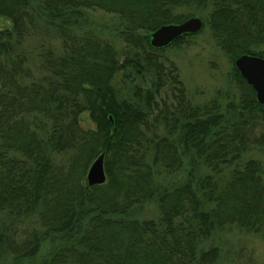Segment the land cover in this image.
<instances>
[{"label": "trees", "instance_id": "trees-1", "mask_svg": "<svg viewBox=\"0 0 264 264\" xmlns=\"http://www.w3.org/2000/svg\"><path fill=\"white\" fill-rule=\"evenodd\" d=\"M193 9L233 65L239 92L224 103L194 104L163 54L203 28L149 43ZM85 10L118 16L121 46L73 32ZM0 19V264L34 256L48 236L69 241L44 264H214L220 249L204 243L215 229L264 239V164L242 161L250 146L264 152V106L234 66L264 58V0H0ZM35 36L58 45L39 43L33 76ZM101 154L106 180L90 186ZM185 157L186 179L157 186ZM150 200L155 217L133 216Z\"/></svg>", "mask_w": 264, "mask_h": 264}, {"label": "rangeland", "instance_id": "rangeland-1", "mask_svg": "<svg viewBox=\"0 0 264 264\" xmlns=\"http://www.w3.org/2000/svg\"><path fill=\"white\" fill-rule=\"evenodd\" d=\"M191 12L197 13L192 16L203 19L202 12L194 9ZM83 14L77 25L73 26V32L96 33L115 46H121L118 31L122 28V21L118 16L101 10H85ZM5 21L0 19V26H6ZM45 25L49 26L47 23ZM43 37L35 36L25 41L28 50L26 66L33 76L38 75L39 72L36 55L39 43L42 40L46 43L51 42ZM52 44L58 45V41L51 42ZM163 54L177 66L180 78L194 104L203 103L213 97H218L224 103L226 99L231 100L238 94L239 88L234 80L231 60L218 48L205 23L198 34L185 43L166 48ZM249 157L259 159L264 164V152L254 145L243 153L242 161ZM190 166L191 159L185 157L179 169L157 175V186L170 187L183 182ZM204 171L205 168L199 167V169L196 168L194 174L199 175ZM138 209L132 208L133 216L155 217L158 213L153 200L145 202L137 214ZM41 231L43 229L39 228V232ZM67 239L63 236L58 239L48 236L42 241L34 256L14 258L7 254V256H2L3 264H44L52 251L65 246L69 241ZM204 244L207 247H219V255L214 264H264V239L258 234L246 232L238 227L215 229Z\"/></svg>", "mask_w": 264, "mask_h": 264}, {"label": "water", "instance_id": "water-1", "mask_svg": "<svg viewBox=\"0 0 264 264\" xmlns=\"http://www.w3.org/2000/svg\"><path fill=\"white\" fill-rule=\"evenodd\" d=\"M203 28V20L198 16H189L182 21L162 24L149 34V43L154 48H166L176 39L185 35H193ZM234 66L241 77L256 94L257 101L264 106V58L252 54L239 55ZM88 185L102 184L106 180L104 157H95L86 172Z\"/></svg>", "mask_w": 264, "mask_h": 264}]
</instances>
